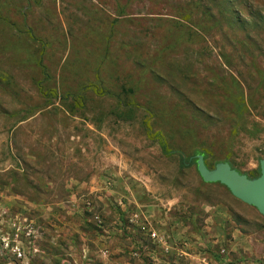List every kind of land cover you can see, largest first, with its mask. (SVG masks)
<instances>
[{
    "label": "rangeland",
    "instance_id": "374dc122",
    "mask_svg": "<svg viewBox=\"0 0 264 264\" xmlns=\"http://www.w3.org/2000/svg\"><path fill=\"white\" fill-rule=\"evenodd\" d=\"M145 122L210 166L258 167L264 0H0V264H135L102 257L92 219L104 190L87 188L117 176L196 222L230 202Z\"/></svg>",
    "mask_w": 264,
    "mask_h": 264
},
{
    "label": "crops",
    "instance_id": "0c3cea01",
    "mask_svg": "<svg viewBox=\"0 0 264 264\" xmlns=\"http://www.w3.org/2000/svg\"><path fill=\"white\" fill-rule=\"evenodd\" d=\"M143 179L117 176L112 189L99 183L87 188L96 194L104 190L97 224L102 257L135 264H204L202 258L207 264H264V217L254 206L232 194L229 203L205 200L196 222L184 205L177 203L181 210H174V198ZM148 227L161 239L151 238Z\"/></svg>",
    "mask_w": 264,
    "mask_h": 264
},
{
    "label": "water",
    "instance_id": "95a60500",
    "mask_svg": "<svg viewBox=\"0 0 264 264\" xmlns=\"http://www.w3.org/2000/svg\"><path fill=\"white\" fill-rule=\"evenodd\" d=\"M195 167L204 182L224 185L235 198L254 206L264 217V158L259 159V174L254 177H248L228 161H218L209 167L202 154L196 155Z\"/></svg>",
    "mask_w": 264,
    "mask_h": 264
},
{
    "label": "trees",
    "instance_id": "16d2710c",
    "mask_svg": "<svg viewBox=\"0 0 264 264\" xmlns=\"http://www.w3.org/2000/svg\"><path fill=\"white\" fill-rule=\"evenodd\" d=\"M228 11H230V8H226ZM244 101V100H243ZM242 101V102H243ZM237 104V103H236ZM242 105H244V103H242ZM241 111V107H238L237 108V111L236 112V115ZM145 127H146V130H147V133L150 137L156 139V141L158 142L160 148H161V151L163 154H165L166 156H172L174 154H177L179 159H180V164H181V167H189L191 166L192 164H195V161H196V155L197 154H202L203 155V158H204V161L205 163L207 164V166L209 167H213L209 165L208 163V157L211 156L210 152L208 151H205V150H197L195 152H193L192 154H184L183 152H181L180 150H177V149H172L168 146V143L165 139V137L163 136V134L160 132V131H155V132H151L150 131V128L149 126L147 125V122H145ZM228 156H225L223 159H218L216 162L218 161H228L230 163V165L232 167H234L233 163L231 161L228 160L227 158ZM215 162V163H216ZM214 163V164H215ZM235 168V167H234ZM238 170V169H237ZM248 177H254V176H257L259 174V168L257 167L256 169L252 170V173L249 174V173H246Z\"/></svg>",
    "mask_w": 264,
    "mask_h": 264
},
{
    "label": "built area",
    "instance_id": "2783aa9c",
    "mask_svg": "<svg viewBox=\"0 0 264 264\" xmlns=\"http://www.w3.org/2000/svg\"><path fill=\"white\" fill-rule=\"evenodd\" d=\"M83 206H84V208L85 209H87L88 211H91L92 210V200H90V199H87V200H84L83 201ZM137 216V215H136ZM135 217V216H134ZM92 219H94V221H95V223L96 224H102V220H101V218L99 217V215H98V213H96V214H94L93 216H92ZM148 229V232H149V236L151 237V238H154V239H158V240H160L161 239V237L160 236H158V234H157V232L155 231V230H152L151 228H147ZM202 261L204 262V264H207L206 262H205V259L204 258H202Z\"/></svg>",
    "mask_w": 264,
    "mask_h": 264
}]
</instances>
